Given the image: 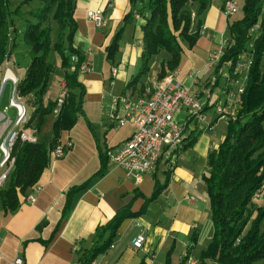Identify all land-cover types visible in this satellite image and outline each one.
<instances>
[{
    "label": "crops",
    "instance_id": "1",
    "mask_svg": "<svg viewBox=\"0 0 264 264\" xmlns=\"http://www.w3.org/2000/svg\"><path fill=\"white\" fill-rule=\"evenodd\" d=\"M222 3L221 0L210 1L203 22L204 35L212 36L210 41L200 38L193 49L183 46L184 59L174 73L178 81L192 87L194 94L210 91L211 98L210 77L214 75L211 70L210 76L206 64L215 53L216 44L222 47L228 40V18L221 10ZM96 9L105 11L107 24L103 28H97L88 19V12ZM130 10L128 0H76L75 47L92 64V71L78 78L86 91L84 114L61 136L62 144H72L70 150L63 158L52 159L37 185L20 194V207L16 212L6 214L0 196V264H15L18 257L24 264H78L74 246L91 248L98 227L108 224L117 215L125 218L111 248L96 258L97 264H167L169 258L170 264H180L191 246L193 253L187 264H204L200 256L212 241L215 226L203 196V176L209 172V154L226 139L228 117L211 126L217 115L207 116L210 132L206 127L200 129L195 144L186 149L199 129V125L190 123L182 148L173 153L165 150L155 170L145 175L140 184L127 177L111 159L107 171L97 176L102 167L100 150L108 151L110 157L135 132L131 124L118 128L108 117L113 103L109 94L119 96L131 92L127 86L140 65L143 45L135 24L131 25L137 40L120 46L114 61L107 60V48ZM127 29L128 25L125 33ZM154 67L145 78L148 85L157 80L158 69ZM113 68H118V74L111 88ZM224 71L223 76H226L227 69ZM119 82L122 92L117 90ZM64 85L63 79L54 100L60 97ZM203 97L204 100L206 96ZM206 105L210 106V100ZM185 118L183 111L176 115L178 122ZM222 124L224 127L218 132ZM165 182L167 186L160 195L150 200L157 185ZM31 195H34L33 202L28 200ZM67 208L70 212L64 218ZM195 231L198 240L193 244L191 236ZM140 235L144 236L145 243L143 249L137 250L132 240Z\"/></svg>",
    "mask_w": 264,
    "mask_h": 264
},
{
    "label": "trees",
    "instance_id": "2",
    "mask_svg": "<svg viewBox=\"0 0 264 264\" xmlns=\"http://www.w3.org/2000/svg\"><path fill=\"white\" fill-rule=\"evenodd\" d=\"M128 1L131 10L107 48V60H115L125 26H138L143 45L140 65L127 89L132 95L141 96L148 85L145 78L156 63L159 62L157 80L174 74L184 59L183 46L193 49L205 34L203 22L210 0ZM75 11L76 0H0V75L4 73V65L13 48L21 40L28 48L30 65L25 78L19 81L18 92L22 99L32 104L33 114L27 127L38 137L36 143L19 139L14 145V169L0 189L6 214L19 209L20 194L37 185L51 163L50 152L62 144V134L70 131L84 114L86 91L79 82L78 68L86 57L75 47L78 31ZM234 17H227L228 41L218 64L212 68L214 87L219 85L225 68L228 94L237 87L240 67L247 69V75L239 94L237 113L229 117L226 139L209 154V174L203 176L215 226V235L200 256L204 264H257L264 261V204L253 209L254 200L264 186V0H244L242 16ZM52 52L60 58L68 90L57 115L54 111L59 98L47 104L43 100L57 70L50 60ZM75 55L79 63L73 69L72 57ZM208 107L206 105L205 110ZM52 114L55 116L54 137L47 145L39 136ZM220 118L217 116L211 126ZM207 130L210 132V128ZM200 134H194L186 149L195 144ZM100 152L102 167L97 176L107 171L110 162L108 151ZM166 186L167 182L157 185L150 200L156 199ZM69 212L67 208L64 218ZM124 218L117 215L108 224L98 227L93 246L82 247L76 252L78 264H92L100 254L108 251ZM197 240L195 231L191 241L196 244ZM192 253L193 246L187 249L180 264H187ZM167 264H170V258Z\"/></svg>",
    "mask_w": 264,
    "mask_h": 264
},
{
    "label": "built area",
    "instance_id": "3",
    "mask_svg": "<svg viewBox=\"0 0 264 264\" xmlns=\"http://www.w3.org/2000/svg\"><path fill=\"white\" fill-rule=\"evenodd\" d=\"M221 10L226 17H231L238 11V5L235 0H223ZM88 19L97 28H103L107 24L103 9L90 10ZM222 49L217 54L211 55L206 67L212 69L218 64L223 55ZM9 63V61L6 62L1 93L7 81L11 82L13 88L10 107L16 110V121L13 122L6 113L0 112V188L4 186L14 169L15 158L12 151L15 143L19 139L28 143L38 142L35 131L27 127L30 115L18 92L20 80L15 75L12 64L9 66ZM72 63L74 64L73 69H75L79 63L78 56L72 57ZM91 71L92 64L85 59L78 68L79 75ZM9 73H12V75H9ZM117 74L118 69L113 68L111 88L115 86L114 79ZM67 91L66 85H64L61 92L62 96L59 97L57 109L54 111L55 115L59 113ZM109 96L113 100L108 114L109 121L118 128L131 124L135 130L131 138L123 143L114 154L110 155V159L125 171L127 177L133 179L137 184L142 183L143 177L155 170L165 150L173 153L182 148L190 123H196L199 126L206 127V129L210 128L207 125V116H205L206 100L210 98V91L207 92V99L202 102L201 98L193 93L192 87L185 86L178 81L175 74L150 83L141 96H134L130 92L119 96L110 93ZM181 111L186 113V118L184 121L178 122L176 115ZM216 114L221 117L220 119L233 116L222 105L216 107ZM71 147V143L60 144L50 152L51 160L63 158ZM28 200L33 202L34 195L29 196ZM144 243L145 238L142 235L132 240V244L137 250L143 249ZM79 249L78 244L73 248L74 252L79 251ZM15 264H24V260L18 257ZM92 264L97 263L93 261Z\"/></svg>",
    "mask_w": 264,
    "mask_h": 264
},
{
    "label": "rangeland",
    "instance_id": "4",
    "mask_svg": "<svg viewBox=\"0 0 264 264\" xmlns=\"http://www.w3.org/2000/svg\"><path fill=\"white\" fill-rule=\"evenodd\" d=\"M235 1H236V4L238 5V11L235 13V17L239 18L242 16V9L244 6V0H235ZM18 26H20L19 23H18ZM134 36H135L134 26L131 24H128V29L126 30V33L125 32L123 33V36L119 42V49H120V46L121 47L125 46L126 43L134 42L135 39L137 40V37L134 38ZM139 37L140 38L142 37L141 32L139 33ZM210 37H212V36L209 33H207L206 35L202 36L201 38L203 39V41H210ZM226 43L227 42L225 41L224 44H226ZM214 44H216V43H214ZM216 46H217V49H216L215 53H213V54H217L222 49V47L220 45H219L220 47L217 44H216ZM27 52H28V48L20 40V42L18 43V46L15 45V47L13 48L11 55H10V58L8 60L10 62L9 66H11L10 64H12V69L20 81H22L25 78V74H26V72L29 68V65H30V58L28 57ZM50 60L55 63L57 70L54 74V78L52 80V83L48 87V91H47L46 95L44 96L43 100H44L45 104H47L49 101H54V99L56 98L57 93H58L59 85L64 79L62 68H61V61H60L59 56L57 54H55L54 52H52L51 56H50ZM242 61H243V59L241 60L240 64H242ZM244 62H245V60H244ZM13 64H15V65H13ZM5 68H6V63L4 65V72H5ZM154 68L155 69L159 68V62L155 64ZM207 69H208V73H210V71L212 70L211 68H207ZM239 71L238 72L240 74V78H239L238 83H236L237 87H235L233 93H231L232 95L228 94L226 92V88H225L226 87V81H227L226 76H223L220 78L219 85L217 87H214L213 76L210 77L211 81L213 83L212 84V90H211L212 91L211 92L212 98L209 99L210 100V106H212V107L209 108L207 110V112L205 111V116L209 117V116L215 115L216 107L218 105H222L223 108H225L228 113H231V115L235 116V114L237 113L238 106L240 105V102H239L240 90L245 85L246 75H247V69L242 70V68L240 67ZM131 73H132V68H131V70L128 71V77ZM4 75H5V73H3V75H0V93H1L2 85L4 83L3 82ZM211 75L212 74L210 73V76ZM115 84H116V80H115ZM121 86L122 85L119 82V84L117 85L118 92L119 91L122 92L121 91L122 89H120ZM12 88H13L12 83L7 81L6 85L4 86L3 91L1 93V96H0V112L6 113L12 119V121L15 122L16 121V110L14 108L10 107ZM195 94L198 95L199 98H201L202 102L204 100H206L208 97L207 93L206 94L195 93ZM203 96H206V98L204 100H203V98H204ZM22 100L25 101V103H26L28 114L30 116H32V114H33V108L31 106L32 104L29 103L28 100L25 98ZM227 103H228V105H227ZM207 114H209V115H207ZM54 115H55V113H54ZM54 115L52 114L47 118V121L43 127V131L39 136L40 141L42 143L47 144V145L52 141V139L54 137L53 130H52L53 123L55 121ZM226 124H227V122H226ZM223 127H224V124H222V126L220 127L218 132H220L223 129ZM200 129H203V126H199V129H196L197 132ZM187 162L188 161H186V163ZM208 174H209V172L206 175H208ZM203 186H204V188H203L204 189V195L203 196L205 197L207 208H208V211L210 212V210H209V198H208V194H207V190H206V185L204 182H203ZM263 204H264V186H263L260 194L257 195L255 200H254V208L253 209H255V206H257V205L261 206Z\"/></svg>",
    "mask_w": 264,
    "mask_h": 264
},
{
    "label": "bare ground",
    "instance_id": "5",
    "mask_svg": "<svg viewBox=\"0 0 264 264\" xmlns=\"http://www.w3.org/2000/svg\"><path fill=\"white\" fill-rule=\"evenodd\" d=\"M9 75H12V73H9Z\"/></svg>",
    "mask_w": 264,
    "mask_h": 264
}]
</instances>
